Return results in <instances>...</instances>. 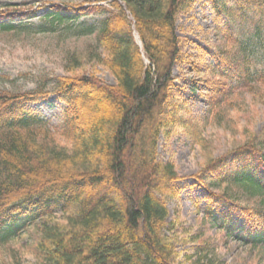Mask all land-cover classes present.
<instances>
[{"label": "trees", "instance_id": "16d2710c", "mask_svg": "<svg viewBox=\"0 0 264 264\" xmlns=\"http://www.w3.org/2000/svg\"><path fill=\"white\" fill-rule=\"evenodd\" d=\"M87 2L55 4L46 15L84 18L77 28L94 36L70 60V73L30 90H0V239L39 221L36 253L47 264H192L194 255L181 244L195 242L204 253L221 237L187 225L179 208L169 220L167 203L179 198L182 177L173 158L159 160L158 142L183 134L199 148L194 177L207 190V219L225 227L227 237L234 232L263 241L264 201L245 189L264 193V126L258 132L247 117L219 154L173 73L187 56L177 20L194 0ZM215 7L250 17L256 31L264 21V0H236V10ZM37 12L0 10V30ZM90 16L100 18L88 22ZM232 27H225L229 41ZM248 62L243 53L217 60L203 79L212 109L223 105L232 83L249 82ZM90 64L107 68L115 84L103 82L97 70L83 72ZM51 93L65 105L59 128L31 108ZM260 98L264 105V91Z\"/></svg>", "mask_w": 264, "mask_h": 264}, {"label": "rangeland", "instance_id": "374dc122", "mask_svg": "<svg viewBox=\"0 0 264 264\" xmlns=\"http://www.w3.org/2000/svg\"><path fill=\"white\" fill-rule=\"evenodd\" d=\"M222 1L225 5H222ZM87 3V0H0V10L38 9L33 16L13 20L15 28L0 30V90H30L38 83H47L49 78L69 74L70 60L94 42V36L88 34L83 26L77 28L84 18L75 22L68 16L61 20L57 16L46 15L55 4L75 7ZM215 4L221 9L232 7L236 10V0H194L190 10L179 16L177 33L187 40V56L175 65L173 73L178 77L183 98L192 106L193 116L202 120L206 137L217 144L221 154L227 150L226 136L247 117H254L258 132L264 126V105L260 98L264 91V21L260 23L258 31L253 30L250 17L236 12L229 15L223 10L218 13ZM99 18L90 16L87 21L94 22ZM229 22L233 23V41L227 39L225 27ZM242 53L249 61L252 73L249 82L232 83L231 92L223 105L212 109L206 95L208 87L203 79L210 77L209 72L220 57L233 60ZM95 70L103 82L115 84V77L104 66L95 68L90 64L82 68L86 74ZM253 70L259 71L262 76L253 75ZM25 73L29 76H25ZM64 106L57 94L51 93L32 104L31 108L51 127L59 128ZM158 157L162 161L173 158L182 177L176 183L180 189L179 198L167 203L169 220L174 218L179 208L187 225L195 226L206 237H221L204 253L195 251V242L181 244L185 254L194 255L192 264H196L200 258L207 264H264V240H248L234 232L227 237L225 227L207 219V190L194 177L200 167L198 146L183 134L175 135L168 142L161 136ZM246 187V196L264 201V193L256 186ZM38 223H29L16 234L1 237L0 264H47L36 253Z\"/></svg>", "mask_w": 264, "mask_h": 264}]
</instances>
